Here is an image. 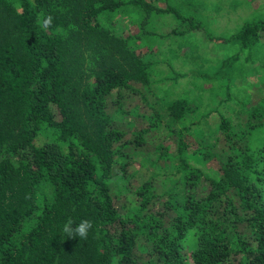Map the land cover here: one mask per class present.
I'll list each match as a JSON object with an SVG mask.
<instances>
[{
	"label": "trees",
	"instance_id": "16d2710c",
	"mask_svg": "<svg viewBox=\"0 0 264 264\" xmlns=\"http://www.w3.org/2000/svg\"><path fill=\"white\" fill-rule=\"evenodd\" d=\"M159 1L0 0V264H264V95L239 100L231 91L239 64L264 39V10L221 36ZM121 7L135 12L139 29L116 36L100 17ZM152 14L172 16V34L196 31L235 47L209 70L168 66L173 83L216 82V108L202 114L215 116L212 144L191 136L195 121L182 123L197 112L186 93L159 104L139 87L154 64L137 50ZM230 101L243 120L237 130L217 108ZM123 118L128 128L117 125ZM157 129L174 136L173 152L145 138ZM47 130L55 138L35 144ZM151 154L160 168L175 163L138 180L134 166ZM192 154L213 160L216 172L191 163ZM113 180L129 203L119 202ZM69 218L92 222L87 239L66 236Z\"/></svg>",
	"mask_w": 264,
	"mask_h": 264
},
{
	"label": "rangeland",
	"instance_id": "374dc122",
	"mask_svg": "<svg viewBox=\"0 0 264 264\" xmlns=\"http://www.w3.org/2000/svg\"><path fill=\"white\" fill-rule=\"evenodd\" d=\"M156 6H160L159 0H150ZM168 2L182 11L199 18L208 28L211 34L227 36L233 33L246 18L256 16L264 10V0H168ZM100 22L107 27L111 26L116 36H122L127 31H137L139 28L136 23L138 17L129 7H121L109 14L108 18L100 17ZM145 23L146 31L143 34L144 44L137 50L143 60L151 61L152 68L149 76L148 85H139L151 102L165 101L173 99L182 93H186L197 105L196 113H189L185 116L183 124L193 120L191 126V136L201 145L212 144L217 136L216 119L214 114L203 117L202 114L216 108L221 91L217 88L215 81L203 80L198 77L187 76L177 79L174 83L166 79L168 66L177 72H187L190 70H209L217 61L224 56L232 53L235 47H230L221 43L206 41L199 32H192L190 35L179 36L171 33L176 27L174 18L168 14H152ZM148 30V31H147ZM147 32H152L156 36H150ZM147 46H149L147 48ZM135 48V47H134ZM251 60L241 62L232 82L231 91L235 99L243 100L254 94L264 95V39L260 40L258 49L254 52ZM218 110L233 119V128L241 125L243 120L241 115L235 116L239 112L237 106L232 101L217 106ZM240 114V112H239ZM117 125L128 128L130 122L126 118L117 120ZM174 128L180 126L179 122L172 123ZM264 133V128L262 129ZM52 130L41 132L34 139L38 144L44 140L54 139ZM150 144L167 145L169 152L174 149V136L167 134L164 129H157L153 133H148L145 137ZM217 151L216 148L213 149ZM10 157L13 162L16 158ZM155 155H145L140 161L141 167H136L138 180L149 175V170L154 172L169 171L175 163V159L159 167L155 162ZM189 161L201 167L207 173L216 172V163L212 160L202 162L197 154L189 156ZM170 164V165H169ZM161 179L156 178V187L160 191ZM113 190L117 192L119 202L124 200L129 203L130 195H125L120 189L119 183L113 180Z\"/></svg>",
	"mask_w": 264,
	"mask_h": 264
},
{
	"label": "clouds",
	"instance_id": "9594fccd",
	"mask_svg": "<svg viewBox=\"0 0 264 264\" xmlns=\"http://www.w3.org/2000/svg\"><path fill=\"white\" fill-rule=\"evenodd\" d=\"M40 26L42 29H48L52 26L53 17L51 15H47L42 20L39 21ZM74 225V221L69 218L67 222L63 226V232L66 234L67 237L79 239H87L89 231L92 229L93 224L90 220H82L79 224Z\"/></svg>",
	"mask_w": 264,
	"mask_h": 264
}]
</instances>
